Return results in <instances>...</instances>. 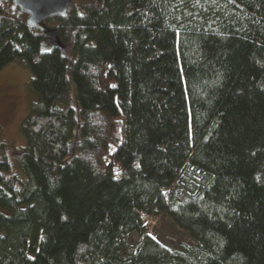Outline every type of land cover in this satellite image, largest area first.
I'll return each instance as SVG.
<instances>
[{
	"label": "trees",
	"instance_id": "obj_1",
	"mask_svg": "<svg viewBox=\"0 0 264 264\" xmlns=\"http://www.w3.org/2000/svg\"><path fill=\"white\" fill-rule=\"evenodd\" d=\"M26 16L0 0L34 97L0 142V264H264V0H71L64 53Z\"/></svg>",
	"mask_w": 264,
	"mask_h": 264
},
{
	"label": "rangeland",
	"instance_id": "obj_2",
	"mask_svg": "<svg viewBox=\"0 0 264 264\" xmlns=\"http://www.w3.org/2000/svg\"><path fill=\"white\" fill-rule=\"evenodd\" d=\"M44 23L52 29L55 24L53 18L45 19ZM45 38L41 45L43 51H47L52 42L50 37ZM30 76L22 59L12 60L0 70V142L13 148L14 156L24 147V138L19 127L34 98L30 91ZM152 218L149 225L145 226L146 231L166 247L178 249L183 245L192 244L188 233L177 227L165 213L159 212ZM136 240L137 234L131 232L127 238L128 243H134Z\"/></svg>",
	"mask_w": 264,
	"mask_h": 264
},
{
	"label": "water",
	"instance_id": "obj_3",
	"mask_svg": "<svg viewBox=\"0 0 264 264\" xmlns=\"http://www.w3.org/2000/svg\"><path fill=\"white\" fill-rule=\"evenodd\" d=\"M14 7L26 13V22L37 26L45 37H50L54 46L64 52L56 31L45 25L47 18H58L64 16L71 4V0H11Z\"/></svg>",
	"mask_w": 264,
	"mask_h": 264
},
{
	"label": "built area",
	"instance_id": "obj_4",
	"mask_svg": "<svg viewBox=\"0 0 264 264\" xmlns=\"http://www.w3.org/2000/svg\"><path fill=\"white\" fill-rule=\"evenodd\" d=\"M140 217H141L142 224L144 226H148L149 222L153 219L152 218L153 216L146 215V214H141Z\"/></svg>",
	"mask_w": 264,
	"mask_h": 264
}]
</instances>
